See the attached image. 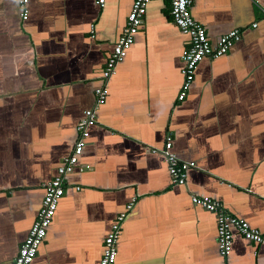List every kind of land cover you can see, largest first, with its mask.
I'll return each instance as SVG.
<instances>
[{
  "label": "crops",
  "instance_id": "0c3cea01",
  "mask_svg": "<svg viewBox=\"0 0 264 264\" xmlns=\"http://www.w3.org/2000/svg\"><path fill=\"white\" fill-rule=\"evenodd\" d=\"M132 2L29 0L23 20L17 0H0V264H12L43 184L71 152ZM169 5L148 4L32 264H98L121 213L115 264H264V246L238 234L221 256L214 214L191 202L209 195L264 232V0H192L212 43L242 34L199 62L183 100L189 37ZM168 135L173 152L195 162L184 185L152 151Z\"/></svg>",
  "mask_w": 264,
  "mask_h": 264
},
{
  "label": "built area",
  "instance_id": "2783aa9c",
  "mask_svg": "<svg viewBox=\"0 0 264 264\" xmlns=\"http://www.w3.org/2000/svg\"><path fill=\"white\" fill-rule=\"evenodd\" d=\"M150 1L133 0L127 14L125 27L114 43L101 71L100 78L102 83L94 89V104L83 111V117L79 120L76 127L77 135L71 152L63 157L62 163L57 167L54 176L43 184L44 193L41 205L27 236L18 248L12 264H32L39 247L45 240L47 230L52 223L59 201L65 192V178L79 165V157L89 136V127L96 123V112L107 99V83L116 72L117 64L125 58L132 46ZM96 3L103 6L105 0H96ZM28 4L29 0H17L19 14L23 20L28 18ZM191 5L192 0H170L169 5V12L173 23L183 34L189 37V44L181 53L183 82L178 95L179 100H183L186 96L195 78L199 62L205 57H218L225 54L241 38V30L233 28L222 34L215 43H212L207 36L205 26L192 15ZM262 19H264V14L262 15ZM257 25L258 22L256 21L252 23L253 27ZM152 151H158L163 155L172 183L184 185L187 172L189 169L195 167V162L182 160L173 152L172 136L168 135L166 137L162 148H153ZM86 168L88 166L84 165V169ZM191 202L195 206H199L214 214L217 232L216 242L220 255L226 257L230 253L235 234H238L249 242L264 246V232L251 225L244 218L228 212L220 200L212 198L209 195L192 194ZM124 217V213L117 215L110 232L105 236L98 264H115L117 257L116 239L121 230L120 222Z\"/></svg>",
  "mask_w": 264,
  "mask_h": 264
},
{
  "label": "bare ground",
  "instance_id": "6f19581e",
  "mask_svg": "<svg viewBox=\"0 0 264 264\" xmlns=\"http://www.w3.org/2000/svg\"><path fill=\"white\" fill-rule=\"evenodd\" d=\"M241 34H242V32H241ZM224 55V54H223ZM223 55H221V56H223ZM219 57V56H218ZM207 58V57H206ZM216 58V57H215ZM204 60V59H203ZM201 63V62H200Z\"/></svg>",
  "mask_w": 264,
  "mask_h": 264
},
{
  "label": "water",
  "instance_id": "95a60500",
  "mask_svg": "<svg viewBox=\"0 0 264 264\" xmlns=\"http://www.w3.org/2000/svg\"><path fill=\"white\" fill-rule=\"evenodd\" d=\"M222 256V255H221ZM228 256V255H227ZM224 257V256H223Z\"/></svg>",
  "mask_w": 264,
  "mask_h": 264
}]
</instances>
